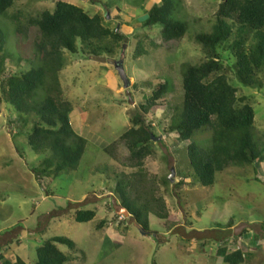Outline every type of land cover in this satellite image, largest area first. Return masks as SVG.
<instances>
[{
  "label": "rangeland",
  "instance_id": "obj_1",
  "mask_svg": "<svg viewBox=\"0 0 264 264\" xmlns=\"http://www.w3.org/2000/svg\"><path fill=\"white\" fill-rule=\"evenodd\" d=\"M57 1L99 15L104 25L127 39L112 55L64 53L58 81L72 106L71 127L85 140L74 170L55 177L38 174L43 156L26 144L34 117L20 116L9 104H0V254L32 264L36 248L59 236L75 244L73 249L58 245L69 257L65 264H224L217 256L224 243L228 252L241 250V264H264V71L257 74L262 86L253 88L243 86L233 70H224L236 95L246 97L254 112L252 135L261 157L250 165L230 164L215 174L212 185L201 186L189 166L188 142L167 132L181 106L184 67L206 60L194 38L211 32L221 0H173V16L185 24L186 32L167 42L160 26H143L148 11L161 0H15L0 16L6 56L0 79L36 65L39 33L29 20L52 11ZM232 39L218 49L229 65ZM138 44L147 54L134 58ZM119 62L127 88L114 69ZM166 81L168 93L145 116L160 140L151 141L150 154L137 167L121 135L139 105ZM209 136L210 131H204L195 140L205 145ZM122 182L131 183L129 199L148 201L152 209L166 214L160 220L153 211L148 213L150 236L142 235L134 219L123 215L116 193ZM76 210H92L95 216L78 223L73 218Z\"/></svg>",
  "mask_w": 264,
  "mask_h": 264
},
{
  "label": "trees",
  "instance_id": "obj_2",
  "mask_svg": "<svg viewBox=\"0 0 264 264\" xmlns=\"http://www.w3.org/2000/svg\"><path fill=\"white\" fill-rule=\"evenodd\" d=\"M14 2L0 0L1 17ZM173 13V0H161L148 11L143 26H160L165 42L179 40L186 28L183 22L174 18ZM102 21L97 14L90 16L80 7L57 1L52 11H42L29 20L39 33L34 46L35 59L38 60L36 65L28 71L0 79V104H9L20 116L34 117L26 144L33 152L43 156L38 174L55 177L74 170L83 154L85 140L71 127L69 115L72 106L62 96L58 73L65 65V52L98 57L112 55L127 39L118 29H110ZM247 36L251 37L249 43ZM232 37L229 48L233 63L229 65L223 61L218 49ZM194 40L201 46L206 60L184 67L181 106L175 110L167 132L176 134L182 142H188L187 158L193 177L199 185L210 186L215 174L228 165H250L261 157L252 135L253 109L246 103V97L236 95L237 88L230 83L224 70H233L243 86H262L257 74L264 71V0H221L211 32L197 34ZM4 44V33L0 29V51L3 52L0 55V74L4 71L6 57ZM146 54L138 44L134 58ZM169 89L166 81L152 90L145 103L139 105L130 117L131 126L121 135L137 167L150 154L149 144L154 135L145 116L159 104L158 101ZM24 124L26 126V121ZM208 130L210 136L203 140L205 145L195 140L197 134ZM131 188V183L122 182L117 186L116 193L121 198L122 207L147 232L148 213L153 211L152 215L160 220L165 219L166 214L161 209H152L148 201L138 203L136 198L129 199L127 193ZM94 216L92 210H76L73 218L78 223H85ZM58 245L70 249L75 246L65 237L49 238L36 248V260L32 264H65L69 257L58 249ZM240 251L228 252L224 243L218 247L217 256L224 264H241L244 257ZM0 264L27 263L19 257L12 262L0 254Z\"/></svg>",
  "mask_w": 264,
  "mask_h": 264
},
{
  "label": "water",
  "instance_id": "obj_3",
  "mask_svg": "<svg viewBox=\"0 0 264 264\" xmlns=\"http://www.w3.org/2000/svg\"><path fill=\"white\" fill-rule=\"evenodd\" d=\"M114 69L117 72L121 82L123 83V87L127 88L129 83H128V79H127V76H126V73L123 69L122 64L120 62L115 64ZM152 140H160V138H152ZM172 176H173V169H171L170 175L168 177V180L170 182L173 181ZM122 211H123V215L130 216V214L128 213V211L126 209H122ZM133 224L141 232L142 235L149 234L148 232L144 231L138 224H136V223H133Z\"/></svg>",
  "mask_w": 264,
  "mask_h": 264
},
{
  "label": "clouds",
  "instance_id": "obj_4",
  "mask_svg": "<svg viewBox=\"0 0 264 264\" xmlns=\"http://www.w3.org/2000/svg\"><path fill=\"white\" fill-rule=\"evenodd\" d=\"M152 138H155V137L152 136ZM147 232H148V231H147ZM148 233H149V232H148ZM146 235H147V236H150L151 234L149 233V234H146ZM238 250H239V249H238Z\"/></svg>",
  "mask_w": 264,
  "mask_h": 264
},
{
  "label": "bare ground",
  "instance_id": "obj_5",
  "mask_svg": "<svg viewBox=\"0 0 264 264\" xmlns=\"http://www.w3.org/2000/svg\"><path fill=\"white\" fill-rule=\"evenodd\" d=\"M158 212V211H157ZM136 223V222H135ZM137 224V223H136Z\"/></svg>",
  "mask_w": 264,
  "mask_h": 264
},
{
  "label": "flooded vegetation",
  "instance_id": "obj_6",
  "mask_svg": "<svg viewBox=\"0 0 264 264\" xmlns=\"http://www.w3.org/2000/svg\"><path fill=\"white\" fill-rule=\"evenodd\" d=\"M149 232V231H148ZM150 233V232H149Z\"/></svg>",
  "mask_w": 264,
  "mask_h": 264
}]
</instances>
